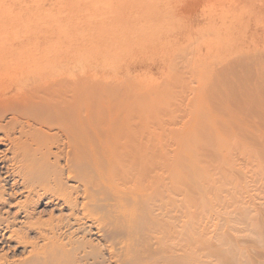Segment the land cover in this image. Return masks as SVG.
Listing matches in <instances>:
<instances>
[{"label":"bare ground","instance_id":"bare-ground-1","mask_svg":"<svg viewBox=\"0 0 264 264\" xmlns=\"http://www.w3.org/2000/svg\"><path fill=\"white\" fill-rule=\"evenodd\" d=\"M213 262L264 264V0H0V264Z\"/></svg>","mask_w":264,"mask_h":264},{"label":"rangeland","instance_id":"rangeland-1","mask_svg":"<svg viewBox=\"0 0 264 264\" xmlns=\"http://www.w3.org/2000/svg\"><path fill=\"white\" fill-rule=\"evenodd\" d=\"M206 208L204 209L203 208V210H201L200 212H199V214L198 215H200L201 216V218H203V216H206L207 215V213H206ZM201 229H202V227H201ZM205 229V227L203 228V232L204 233H206V230H204ZM204 241V240H203ZM201 242H202V240L200 239V237L198 236V242H197V253H198V255L199 254H203V253H207V255H208V251L207 250H204L203 248H202V244H201ZM203 249V250H202ZM212 264H218V262H213Z\"/></svg>","mask_w":264,"mask_h":264}]
</instances>
